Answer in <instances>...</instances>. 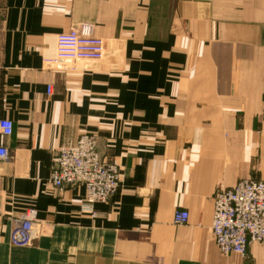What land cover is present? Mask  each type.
<instances>
[{"label":"crops","instance_id":"1","mask_svg":"<svg viewBox=\"0 0 264 264\" xmlns=\"http://www.w3.org/2000/svg\"><path fill=\"white\" fill-rule=\"evenodd\" d=\"M0 264H264V244L222 253L214 196L264 181V0H0ZM92 23L105 57L44 63L59 36ZM52 91L48 93V86ZM83 133L120 164L89 205L49 180L54 152ZM38 213L28 246L15 220ZM189 212L175 224L176 211Z\"/></svg>","mask_w":264,"mask_h":264},{"label":"built area","instance_id":"2","mask_svg":"<svg viewBox=\"0 0 264 264\" xmlns=\"http://www.w3.org/2000/svg\"><path fill=\"white\" fill-rule=\"evenodd\" d=\"M1 18V8H0ZM106 43L95 33L92 23L84 22L59 36L58 50L44 63L54 69H77L81 62L99 61L105 57ZM48 86V93L52 91ZM14 123L0 119V161L10 158L6 139L13 134ZM51 184L57 188L81 185L91 206L107 202L120 186V164L115 157H104L99 151L98 137L83 133L75 143L60 146L50 163ZM38 213L27 209L15 220L11 242L28 246L32 240ZM189 212L178 210L173 221L185 224ZM211 230L222 253L245 256L250 243L264 244V181L242 178L232 188H221L214 196Z\"/></svg>","mask_w":264,"mask_h":264},{"label":"rangeland","instance_id":"3","mask_svg":"<svg viewBox=\"0 0 264 264\" xmlns=\"http://www.w3.org/2000/svg\"><path fill=\"white\" fill-rule=\"evenodd\" d=\"M83 62H81L80 64H82ZM66 145V144H65ZM62 146V145H61Z\"/></svg>","mask_w":264,"mask_h":264},{"label":"bare ground","instance_id":"4","mask_svg":"<svg viewBox=\"0 0 264 264\" xmlns=\"http://www.w3.org/2000/svg\"><path fill=\"white\" fill-rule=\"evenodd\" d=\"M213 214H214V212H213Z\"/></svg>","mask_w":264,"mask_h":264}]
</instances>
